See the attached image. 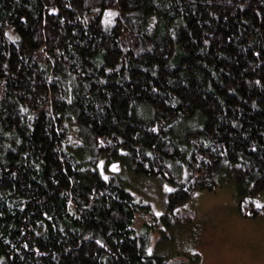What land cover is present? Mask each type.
Listing matches in <instances>:
<instances>
[{
	"label": "trees",
	"instance_id": "trees-1",
	"mask_svg": "<svg viewBox=\"0 0 264 264\" xmlns=\"http://www.w3.org/2000/svg\"><path fill=\"white\" fill-rule=\"evenodd\" d=\"M229 184L264 218V0H0V264H169L137 213Z\"/></svg>",
	"mask_w": 264,
	"mask_h": 264
},
{
	"label": "rangeland",
	"instance_id": "rangeland-1",
	"mask_svg": "<svg viewBox=\"0 0 264 264\" xmlns=\"http://www.w3.org/2000/svg\"><path fill=\"white\" fill-rule=\"evenodd\" d=\"M116 168L113 177H125ZM130 192L137 202L147 204L159 218L165 210V195L172 191L166 183L127 175ZM264 205V195L251 200ZM179 211H192L196 220L184 227L169 228L154 221L150 213L138 212L133 228L149 233V252L163 256L169 264H264V218L240 213L234 184L215 191L198 190Z\"/></svg>",
	"mask_w": 264,
	"mask_h": 264
},
{
	"label": "water",
	"instance_id": "water-1",
	"mask_svg": "<svg viewBox=\"0 0 264 264\" xmlns=\"http://www.w3.org/2000/svg\"><path fill=\"white\" fill-rule=\"evenodd\" d=\"M118 165L116 164V165H114V166H112L110 169L112 170V169H114L115 167H117Z\"/></svg>",
	"mask_w": 264,
	"mask_h": 264
}]
</instances>
